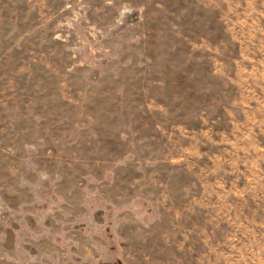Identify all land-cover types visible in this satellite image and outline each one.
Returning a JSON list of instances; mask_svg holds the SVG:
<instances>
[{
  "label": "rangeland",
  "instance_id": "obj_1",
  "mask_svg": "<svg viewBox=\"0 0 264 264\" xmlns=\"http://www.w3.org/2000/svg\"><path fill=\"white\" fill-rule=\"evenodd\" d=\"M0 264H264V0H0Z\"/></svg>",
  "mask_w": 264,
  "mask_h": 264
}]
</instances>
